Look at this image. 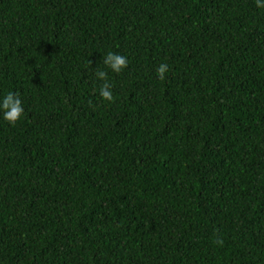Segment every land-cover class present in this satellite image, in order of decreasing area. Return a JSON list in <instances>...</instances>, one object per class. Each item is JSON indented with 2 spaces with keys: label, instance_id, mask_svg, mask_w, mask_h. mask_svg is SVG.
<instances>
[{
  "label": "trees",
  "instance_id": "1",
  "mask_svg": "<svg viewBox=\"0 0 264 264\" xmlns=\"http://www.w3.org/2000/svg\"><path fill=\"white\" fill-rule=\"evenodd\" d=\"M9 92L24 113H0V264H264L255 0H0Z\"/></svg>",
  "mask_w": 264,
  "mask_h": 264
},
{
  "label": "clouds",
  "instance_id": "2",
  "mask_svg": "<svg viewBox=\"0 0 264 264\" xmlns=\"http://www.w3.org/2000/svg\"><path fill=\"white\" fill-rule=\"evenodd\" d=\"M257 7H264V0H255ZM91 63V61H89ZM103 64L114 73H121L125 68H127L128 61L125 56L109 51L103 60ZM168 65L166 63H161L156 68L157 77L160 80L165 79V74L168 72ZM97 79L104 81L99 89L100 97L108 102L114 101V96L112 94L113 85L108 82V75L106 71L97 70L95 72ZM0 113H2L3 119L11 125L21 118L24 113L22 107V101L19 98V93L9 92L6 96L0 100ZM215 243L219 246L223 245L222 238L217 237Z\"/></svg>",
  "mask_w": 264,
  "mask_h": 264
}]
</instances>
